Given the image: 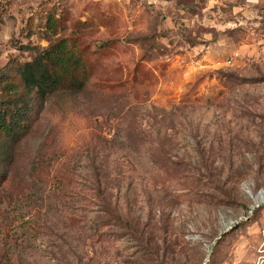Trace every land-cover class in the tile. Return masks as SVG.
I'll return each mask as SVG.
<instances>
[{
    "label": "rangeland",
    "instance_id": "1",
    "mask_svg": "<svg viewBox=\"0 0 264 264\" xmlns=\"http://www.w3.org/2000/svg\"><path fill=\"white\" fill-rule=\"evenodd\" d=\"M61 39L89 83L15 148L0 264H203L233 224L207 264H264V0H0V77Z\"/></svg>",
    "mask_w": 264,
    "mask_h": 264
},
{
    "label": "trees",
    "instance_id": "2",
    "mask_svg": "<svg viewBox=\"0 0 264 264\" xmlns=\"http://www.w3.org/2000/svg\"><path fill=\"white\" fill-rule=\"evenodd\" d=\"M26 48L34 57L0 77V162L5 165L0 181L7 179L15 148L28 136L36 110L58 89L84 90L90 79L79 47L67 39Z\"/></svg>",
    "mask_w": 264,
    "mask_h": 264
},
{
    "label": "water",
    "instance_id": "3",
    "mask_svg": "<svg viewBox=\"0 0 264 264\" xmlns=\"http://www.w3.org/2000/svg\"><path fill=\"white\" fill-rule=\"evenodd\" d=\"M261 205V203H257L255 206L252 207V209L250 210V213L252 214L254 212V210L256 209V207H259ZM234 225V224H233ZM233 225L230 226L229 229L225 230V231H221L220 234L218 235V237L215 239V241L213 242V244L210 246L209 250H208V253H207V257L204 261L203 264H207V261L209 260V257L213 251V248L215 246V244L217 243V241L223 237L224 234H226L230 229L233 228Z\"/></svg>",
    "mask_w": 264,
    "mask_h": 264
},
{
    "label": "bare ground",
    "instance_id": "4",
    "mask_svg": "<svg viewBox=\"0 0 264 264\" xmlns=\"http://www.w3.org/2000/svg\"><path fill=\"white\" fill-rule=\"evenodd\" d=\"M257 203H258V202H256V204H257ZM259 203H260V202H259ZM256 204H255V205H256ZM255 205H254V206H255Z\"/></svg>",
    "mask_w": 264,
    "mask_h": 264
}]
</instances>
